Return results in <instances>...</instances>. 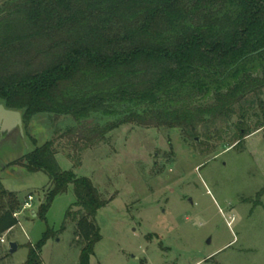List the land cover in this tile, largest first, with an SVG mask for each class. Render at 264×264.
<instances>
[{
  "label": "trees",
  "instance_id": "trees-1",
  "mask_svg": "<svg viewBox=\"0 0 264 264\" xmlns=\"http://www.w3.org/2000/svg\"><path fill=\"white\" fill-rule=\"evenodd\" d=\"M264 0H5L0 4V105L70 119L66 135L92 147L124 125L179 130L220 140L233 118L236 146L264 115ZM12 165L49 178L53 199L73 186L79 264L101 240L95 218L107 205L90 179L62 171L49 140ZM24 203L0 182V238ZM68 211L66 217L70 216ZM50 229L25 264H42Z\"/></svg>",
  "mask_w": 264,
  "mask_h": 264
},
{
  "label": "rangeland",
  "instance_id": "rangeland-1",
  "mask_svg": "<svg viewBox=\"0 0 264 264\" xmlns=\"http://www.w3.org/2000/svg\"><path fill=\"white\" fill-rule=\"evenodd\" d=\"M254 112L246 129L262 128L237 146H230L236 118L220 140L208 142L124 125L87 147L79 132L66 135L70 119L49 115L35 116L22 132L0 134V182L30 205L1 237L0 264H25L28 245L47 229L55 234L41 249L42 264H79L73 186L42 220L48 176L12 165L35 148L32 139L37 146L53 140L59 168L90 179L107 202L95 218L101 240L89 264H264V115ZM9 242L17 245L13 253Z\"/></svg>",
  "mask_w": 264,
  "mask_h": 264
},
{
  "label": "water",
  "instance_id": "water-1",
  "mask_svg": "<svg viewBox=\"0 0 264 264\" xmlns=\"http://www.w3.org/2000/svg\"><path fill=\"white\" fill-rule=\"evenodd\" d=\"M264 122V119H263ZM21 114L17 111L7 110L3 105H0V129L11 131L12 129L23 130ZM35 216V214H33ZM9 252L13 253L17 250V245L14 242L8 243Z\"/></svg>",
  "mask_w": 264,
  "mask_h": 264
},
{
  "label": "built area",
  "instance_id": "built-area-1",
  "mask_svg": "<svg viewBox=\"0 0 264 264\" xmlns=\"http://www.w3.org/2000/svg\"><path fill=\"white\" fill-rule=\"evenodd\" d=\"M28 199L31 200L32 198L29 196ZM29 208H30V205H29V203L26 202V203H24V205H23V207H22V210H26V209H29ZM20 214H21L20 212L15 213V214H13V217H14L16 220H18V217H19ZM0 242H1V243H5V240H4L3 238H0Z\"/></svg>",
  "mask_w": 264,
  "mask_h": 264
},
{
  "label": "crops",
  "instance_id": "crops-1",
  "mask_svg": "<svg viewBox=\"0 0 264 264\" xmlns=\"http://www.w3.org/2000/svg\"><path fill=\"white\" fill-rule=\"evenodd\" d=\"M3 0H0V2H2ZM17 128H15V129H12L11 131L13 132V131H15ZM11 131H6V130H2V129H0V134H1V138H3V137H5V135L9 132H11Z\"/></svg>",
  "mask_w": 264,
  "mask_h": 264
},
{
  "label": "flooded vegetation",
  "instance_id": "flooded-vegetation-1",
  "mask_svg": "<svg viewBox=\"0 0 264 264\" xmlns=\"http://www.w3.org/2000/svg\"><path fill=\"white\" fill-rule=\"evenodd\" d=\"M8 133H9V132H8ZM8 133H7V134H8Z\"/></svg>",
  "mask_w": 264,
  "mask_h": 264
}]
</instances>
